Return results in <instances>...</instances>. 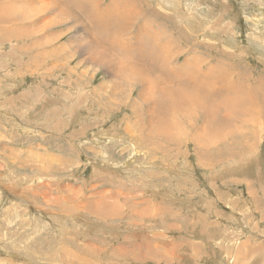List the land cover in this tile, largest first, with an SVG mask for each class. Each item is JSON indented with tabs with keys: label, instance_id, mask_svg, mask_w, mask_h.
<instances>
[{
	"label": "rangeland",
	"instance_id": "obj_1",
	"mask_svg": "<svg viewBox=\"0 0 264 264\" xmlns=\"http://www.w3.org/2000/svg\"><path fill=\"white\" fill-rule=\"evenodd\" d=\"M39 1L0 0V264H264V120L250 116L264 108V0H135L139 21L176 26L179 64L233 73L200 71L218 122L194 141L201 118L165 102L136 114L133 91L102 115L90 89L104 68L77 65L91 36L79 2L53 0L75 23ZM162 110L173 136L146 141Z\"/></svg>",
	"mask_w": 264,
	"mask_h": 264
},
{
	"label": "bare ground",
	"instance_id": "obj_2",
	"mask_svg": "<svg viewBox=\"0 0 264 264\" xmlns=\"http://www.w3.org/2000/svg\"><path fill=\"white\" fill-rule=\"evenodd\" d=\"M73 1L75 2V0ZM86 1L92 4L86 6L84 5ZM137 1L133 0L132 2L131 0H109L108 5L105 8H101L105 0H103L101 3H96V0H76L77 3L79 2L78 5L81 8L82 15H84L87 18L89 25L91 27L90 28L91 36L88 35L90 37L89 51H87L88 57L78 62L77 65L78 67L80 65L84 67V70L80 72L82 76L85 75V69L87 66L90 67L93 66V69L104 68V76H102L100 84H98L96 88L90 89L92 92L95 93L93 97H97L101 95L98 98L99 102L105 100V102L103 103L104 112H102V115L108 114L107 112L111 113L112 108L117 100V92H120L121 96L127 97V96H132V91H133V94L135 93L133 108L136 114L139 112V110H143L144 112L145 109H146L145 112H150L151 108L148 107L149 104L153 105L154 107L153 112H156L157 109L161 107L160 104L162 102L168 103L170 106L173 107H176L175 105H177L176 110L180 108L186 110V112L185 113L183 112L182 114L186 119H191V117H195L198 119L201 118L203 123H205L203 127L206 128L207 125L209 126L210 132L208 130L202 129V135L196 134L194 139H191V141L198 140L199 138H197V136L207 137L210 134L212 135V126L215 122H218L217 117L214 116L216 112L214 111L215 109L213 108L215 103L213 105V101L210 102V98L207 92L204 90L207 88L208 85L211 84L212 86L217 88V85L215 84L216 82H212L213 79L214 81H216L215 80L216 78L212 77V75L216 76L222 74L223 76V74H228L229 78L231 79L232 77L231 74L233 75V73L231 71H226L225 69H221L222 66L219 68V65H215L212 68H210L211 64L209 67L207 66V68L202 71L201 69L198 68L199 66L197 64L196 67L198 68L196 70L197 72L193 71L194 66L192 65L191 60L194 57H190L192 58L191 60L190 58H188V60L186 59L181 64H179V54L181 53V51L179 52L180 48L178 49L174 45V42L178 36L177 31H175L176 26L173 25L172 28H169L168 25L167 26L165 25L166 28L160 27L159 29L155 30L152 27H149L150 23L139 21L140 20L139 16H141L143 12L141 10L144 9H141V7L136 5ZM42 3H40L41 6L35 8L36 11H38L39 8H42L45 5L49 9L52 7L57 12V18L59 17L60 20L62 19L66 20L68 18L69 19L72 18L75 23H79L81 16L76 12V10H70L66 12L63 6H61L59 3L53 0L48 4L46 3L43 5ZM74 4L76 5V3ZM63 10L66 13L62 12ZM16 12H18L15 13L17 14V16L18 14H21L19 11ZM173 16L175 17V14ZM23 17L24 15H21V18ZM168 18L170 17L168 16ZM174 19L177 18L175 17ZM42 25L41 26L44 28L47 26L45 21L42 22ZM190 28L192 29V31L190 30ZM188 29H189V34L190 31L191 34H195L197 32V27H194L192 22H188ZM185 37L186 38L178 37V41L182 42L183 40L184 42H189L190 38H188L186 34ZM214 60L215 59H213V61ZM215 63L220 64L221 62L220 63L215 62ZM208 70H209V74H211L212 80L209 79L208 76H206L209 74H205V75L203 74L204 76L200 75V71L202 73L203 72L208 73ZM154 71H157L160 77H156L155 76L156 72L154 73ZM163 71H164V75L161 74V72L163 73ZM224 77L225 76H223V78ZM92 78L95 79V75H93ZM119 78L121 80H119ZM190 79L192 82H189ZM258 82L261 83L260 81ZM218 83L219 82H217V84ZM233 84L234 83H232L231 81L226 80L224 85L223 84H219V85L221 86V88H225L224 86H229ZM260 85L256 87L257 93H259L258 90L260 88ZM171 87H175V88L171 89ZM261 88L264 89L263 84L261 85ZM230 89L231 87L229 86L228 90ZM216 91H218V89ZM242 91L243 89L241 85H235V89L234 91L231 92V94H240L242 93ZM261 98H262L261 103L264 106V95H262ZM232 99H235V97L231 96L229 102H231ZM78 100L79 99H75L73 105L72 104L71 105L73 107L76 106L79 102ZM245 101L246 100H243L242 98H238L237 102L234 103L233 106H236L238 104L240 105L242 102H244L245 105L249 104L248 102ZM229 107L227 109H229ZM260 109L262 112L264 111V108L261 107ZM258 111L259 109L258 110L256 109L255 111H251L250 116L252 121H255L257 118H263L264 120V115L260 116L262 114L261 111L258 114L254 113ZM161 113H162V117L159 114L146 113L148 114L147 121H149V123L154 124L157 127V129H159V130L147 129L144 133L145 134L144 137L147 138L145 139L146 141H153V139H155L154 138L155 135L157 137L158 135H161L164 139L169 138L170 134L169 133L167 134L166 131L164 132V129L166 128L167 125V121L165 122L162 120L165 118L166 112L165 110H162ZM248 113L249 112H247V115ZM174 116L172 117V121ZM136 117L137 119L139 118L138 116ZM247 119L248 121L247 120L245 121L249 122V118ZM126 122L129 123L130 121H126ZM191 122H189V126H192V124L194 123ZM126 128L125 131L130 133V131H128ZM173 129H177V128H173ZM175 138L177 139V136H175Z\"/></svg>",
	"mask_w": 264,
	"mask_h": 264
}]
</instances>
